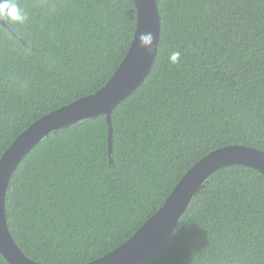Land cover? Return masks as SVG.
Instances as JSON below:
<instances>
[{
	"label": "trees",
	"instance_id": "16d2710c",
	"mask_svg": "<svg viewBox=\"0 0 264 264\" xmlns=\"http://www.w3.org/2000/svg\"><path fill=\"white\" fill-rule=\"evenodd\" d=\"M157 1L158 53L113 111L111 155L100 114L50 133L12 175L8 224L41 263L82 264L114 250L212 150H264V0ZM6 3L27 20L0 15L16 32L0 21V159L38 118L101 88L138 21L135 0ZM0 264H10L1 252ZM139 264H264V174L244 164L213 172Z\"/></svg>",
	"mask_w": 264,
	"mask_h": 264
},
{
	"label": "water",
	"instance_id": "95a60500",
	"mask_svg": "<svg viewBox=\"0 0 264 264\" xmlns=\"http://www.w3.org/2000/svg\"><path fill=\"white\" fill-rule=\"evenodd\" d=\"M10 0H0V5ZM137 28L130 48L111 78L95 92L55 109L34 121L8 147L0 159V252L10 264H44L29 257L16 242L7 219L6 197L14 171L23 158L50 133L88 117L105 114L109 125V149L113 150L112 114L115 107L144 81L154 64L161 37L157 0H135ZM0 21L16 35L0 16ZM151 34L149 46L141 36ZM231 164H244L264 174V150L231 144L212 150L194 163L173 188L164 204L123 244L82 264H139L173 233L180 218L208 177Z\"/></svg>",
	"mask_w": 264,
	"mask_h": 264
},
{
	"label": "clouds",
	"instance_id": "9594fccd",
	"mask_svg": "<svg viewBox=\"0 0 264 264\" xmlns=\"http://www.w3.org/2000/svg\"><path fill=\"white\" fill-rule=\"evenodd\" d=\"M0 15H7L9 19L18 23H24L27 20V14L24 13L15 3H6L0 5ZM151 41L152 36L150 33L141 36V42L143 46H149ZM179 57L180 53L174 52L171 55L170 60L172 63H177L179 61Z\"/></svg>",
	"mask_w": 264,
	"mask_h": 264
}]
</instances>
